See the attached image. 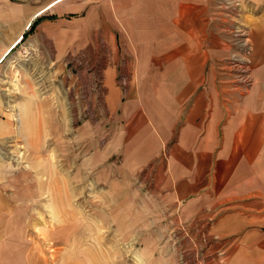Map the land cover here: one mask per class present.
I'll return each mask as SVG.
<instances>
[{"label":"rangeland","instance_id":"1","mask_svg":"<svg viewBox=\"0 0 264 264\" xmlns=\"http://www.w3.org/2000/svg\"><path fill=\"white\" fill-rule=\"evenodd\" d=\"M82 2L63 0L59 8L68 18L78 17L74 23L83 28ZM121 10L134 21L130 9ZM217 10L232 20L229 42L238 47H232L227 62L248 65L253 45L241 20V1L217 0ZM77 42L79 49L51 64L43 51L35 61L29 51L20 54L15 48L0 70V126L5 130L0 132V196L8 198L10 211L0 218V240L8 243V264H235L242 250L230 244L240 231L219 232L216 211L181 219L168 203L170 189H162L160 160H126L125 139L114 133L118 121L103 105L101 68L111 63L104 59V47L88 36ZM161 43L153 40L149 48L129 35L117 38L122 96L150 93L152 101H159V70L142 73L137 67L161 64L155 55ZM147 49L154 55L145 56ZM231 72L248 85L253 79L251 72ZM145 75L157 88L137 86ZM239 86L245 92L251 85ZM163 154L167 161L168 149ZM151 163L154 170L147 168ZM252 225L250 235L258 228Z\"/></svg>","mask_w":264,"mask_h":264},{"label":"crops","instance_id":"2","mask_svg":"<svg viewBox=\"0 0 264 264\" xmlns=\"http://www.w3.org/2000/svg\"><path fill=\"white\" fill-rule=\"evenodd\" d=\"M10 1L0 0V70L15 48L20 54L29 51L35 61L43 51L51 64L79 49L81 42L75 40H82V34L102 45L111 63L101 68L103 105L118 121L114 133L125 139L126 160H160V183L170 189L167 200L177 215L194 220L216 211L219 232H241L230 244L242 250L234 263L264 264V0H240L241 20L253 45L250 87L229 69L230 50L238 47L229 42L233 23L217 10V0H83L77 4L83 8V28L74 23L78 17L68 18L67 10L59 8L63 0ZM127 8L134 21L122 16L121 9ZM57 24L62 27L56 31ZM122 34L149 48L153 40H162L155 48H161L155 52L161 64L137 67L142 73L159 70V101H152L150 93L122 96L115 67V42ZM40 40L45 44L39 46ZM144 55L154 52L147 49ZM147 78L137 86L157 88ZM239 85L249 89L242 92ZM164 149L170 153L167 161ZM147 168L154 170L156 164ZM9 214L8 198L0 196V218ZM252 224L258 228L250 235ZM7 250L8 243L0 240V264H8Z\"/></svg>","mask_w":264,"mask_h":264},{"label":"bare ground","instance_id":"3","mask_svg":"<svg viewBox=\"0 0 264 264\" xmlns=\"http://www.w3.org/2000/svg\"><path fill=\"white\" fill-rule=\"evenodd\" d=\"M232 4V3H231ZM244 66L241 67V64L240 62H234L232 63V65L229 66V69L232 71V69L235 71L236 75L237 76H243V75H246V73H250V68H249V65H246L245 63L243 64ZM238 67H241V68H238ZM232 68V69H231ZM244 83V82H243ZM245 84V83H244ZM253 84V79L251 80L250 84H245L246 86H250Z\"/></svg>","mask_w":264,"mask_h":264}]
</instances>
